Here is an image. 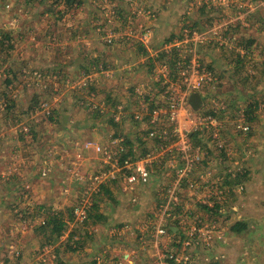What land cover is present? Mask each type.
<instances>
[{
  "label": "rangeland",
  "instance_id": "obj_1",
  "mask_svg": "<svg viewBox=\"0 0 264 264\" xmlns=\"http://www.w3.org/2000/svg\"><path fill=\"white\" fill-rule=\"evenodd\" d=\"M174 1L0 0V264H264V0Z\"/></svg>",
  "mask_w": 264,
  "mask_h": 264
},
{
  "label": "trees",
  "instance_id": "obj_2",
  "mask_svg": "<svg viewBox=\"0 0 264 264\" xmlns=\"http://www.w3.org/2000/svg\"><path fill=\"white\" fill-rule=\"evenodd\" d=\"M67 3H69V2L65 1L64 4H67ZM142 9H144L143 13L140 12V10H142ZM159 15H160V11L156 7H151V9H147V6H141L139 4V2H137V10H135L130 17H128V15H127V17L132 21V23H135L137 20H140L142 22V19H147L148 21L153 22V21L157 20ZM118 19L122 22L120 16L118 17ZM125 22H127L126 19H125ZM132 23L127 22L126 25H130ZM154 27H155V25H152L150 28H154ZM143 28H145V27L143 26ZM2 38H4V37H2ZM7 38L9 39L8 40V42H9L10 41L9 35H7ZM17 95H18V93L16 92V96ZM15 100H16V97L14 98L13 101H15ZM5 107H7V104L5 105ZM40 110H41V107H40ZM45 115H49V113L45 114ZM28 133H29V131H28ZM125 156H126V154H124L123 157L119 160L120 165H122V163H123L122 160ZM10 178H11V176H10ZM93 207H95V205H93ZM89 214H90V212H88V217H89ZM64 226H65V222L59 217L58 214L57 215H50V216L46 217V221L41 226L43 228V232L46 234V236H48V243L46 245L51 244L50 243L51 242L50 237H60L62 235L63 230H64ZM244 228H245V226L242 225L241 223H235L231 227V230L235 233H240Z\"/></svg>",
  "mask_w": 264,
  "mask_h": 264
},
{
  "label": "built area",
  "instance_id": "obj_3",
  "mask_svg": "<svg viewBox=\"0 0 264 264\" xmlns=\"http://www.w3.org/2000/svg\"><path fill=\"white\" fill-rule=\"evenodd\" d=\"M191 40V37L188 36V37H183V40ZM186 59H184L185 61ZM175 105H177V103L174 101H172V107H174ZM172 116L174 115H177L176 113L174 114L173 112H171ZM172 120H174L173 117H171ZM205 121H208L205 120ZM188 124H193V122L191 121H188ZM187 125L186 123H181V127L185 128ZM146 162V161H145ZM122 170L124 172V178L126 179V181L128 183H131V184H140V183H145L147 181V178H148V172L145 168V165H144V162H129V161H123L122 163ZM186 171L185 169L184 170H179L178 171V176L182 175V174H185ZM103 179H101L100 176H94L93 178H91V183L94 184V185H100L101 184V181L104 182V180H107L108 177L107 176H103ZM111 178H114L113 175H110L109 179ZM81 208V207H79ZM84 209V208H83ZM86 212H84L83 210L81 209H78V213H76V218L80 221V222H83V220L86 218Z\"/></svg>",
  "mask_w": 264,
  "mask_h": 264
},
{
  "label": "crops",
  "instance_id": "obj_4",
  "mask_svg": "<svg viewBox=\"0 0 264 264\" xmlns=\"http://www.w3.org/2000/svg\"><path fill=\"white\" fill-rule=\"evenodd\" d=\"M147 1L153 3V5L160 11V15L158 16L156 20V24H157L156 27H158L160 31L162 32L167 31L169 34H171V32H174L176 28H179V22L178 24L177 23L174 24V23H170L169 21L170 18L175 19L176 17V11L178 9L177 6H174V3H176V1L174 0L173 1H170V0H139V2H144V3H146ZM179 16H182V14ZM23 147L25 146L23 145ZM121 247L123 246H120V249ZM141 256L142 258H144L146 255L144 252H142Z\"/></svg>",
  "mask_w": 264,
  "mask_h": 264
},
{
  "label": "water",
  "instance_id": "obj_5",
  "mask_svg": "<svg viewBox=\"0 0 264 264\" xmlns=\"http://www.w3.org/2000/svg\"><path fill=\"white\" fill-rule=\"evenodd\" d=\"M189 103L193 110H197L198 108H200L202 105L200 95L198 93L191 94L189 98Z\"/></svg>",
  "mask_w": 264,
  "mask_h": 264
}]
</instances>
